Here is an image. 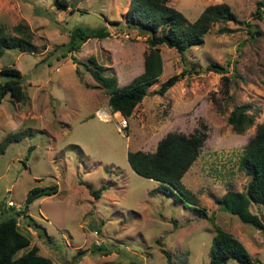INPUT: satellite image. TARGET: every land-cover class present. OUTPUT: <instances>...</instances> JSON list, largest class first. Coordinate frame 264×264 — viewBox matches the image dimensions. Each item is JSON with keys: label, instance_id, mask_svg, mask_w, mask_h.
Here are the masks:
<instances>
[{"label": "rangeland", "instance_id": "rangeland-1", "mask_svg": "<svg viewBox=\"0 0 264 264\" xmlns=\"http://www.w3.org/2000/svg\"><path fill=\"white\" fill-rule=\"evenodd\" d=\"M68 1L73 11L57 8L53 0H0V23L8 31L25 23L35 46V51L8 48L0 55V67L20 71L24 92L21 101L7 94L1 98L0 138L31 130L0 152V219L19 211L43 225L48 241L16 217L29 238L26 248L36 245L53 264H206L213 224L235 236L257 264H264V233L213 201L226 189L243 190L248 176L237 159L255 124L264 122V0H166L188 21L205 5L225 2L236 21L212 24L200 43L181 52L160 44L161 72L130 115H122L126 123L121 129L114 120L93 115L107 95L70 54L79 61L93 56L110 67L104 73H113L121 86L141 71L145 34L125 25L128 0ZM75 26H103L108 34L88 37L77 50L61 55L57 45ZM211 62L226 69V93L220 73L205 67ZM179 72L180 78L162 94L153 92ZM246 101L258 113L249 127L235 133L226 115L234 104ZM167 131L206 133L181 182L210 218L197 217L192 205L172 195L152 192L156 181L136 174L126 162L127 150L152 151ZM69 143L78 144L83 154ZM85 181L102 187L97 197ZM50 183H56L54 194L24 203L32 186ZM248 210L264 220V204L251 202ZM78 249L84 253L76 257ZM160 249L168 252L169 261ZM223 264L236 262L228 258Z\"/></svg>", "mask_w": 264, "mask_h": 264}, {"label": "trees", "instance_id": "trees-1", "mask_svg": "<svg viewBox=\"0 0 264 264\" xmlns=\"http://www.w3.org/2000/svg\"><path fill=\"white\" fill-rule=\"evenodd\" d=\"M57 8L69 6L74 8L68 0H53ZM261 2H258V5ZM258 6H256L257 12ZM124 23L127 27L135 28L137 32L145 34L146 50L142 56V69L130 78L125 84L118 86L113 73H104L110 70L96 62L93 56L85 61H79L70 54L71 61L80 63L96 82V86L106 93V104L112 111L117 110L121 115L128 116L133 106L144 96L147 87L153 83L161 72V56L159 45L165 44L178 52L190 45L202 41L203 34L209 27L219 21H236L235 14L225 2L211 3L203 7L198 15L191 21L176 8L168 5L166 0H128L124 11ZM117 22V21H115ZM226 27L218 31H225ZM108 34L103 26L79 27L75 26L67 33V40L57 45L62 47L61 55L77 50L80 44L88 37H104ZM32 32L23 22L11 26L6 30L0 23V55L5 49L14 48L20 52L35 51L31 43ZM56 46V47H57ZM205 67L220 73L222 91L227 92L228 79L226 69L216 62ZM108 68V69H107ZM77 71V68H74ZM182 72L173 73L162 80L154 89V93L162 94L169 86L180 78ZM20 71L13 66L0 67V100L7 94L12 101H21L24 92ZM258 108L246 101L234 104L226 115V122L235 133L243 132L249 127ZM28 128L18 129L5 133L0 138V152L7 143L19 139L24 134H31ZM205 131L184 133L180 131H167L155 144L152 151L141 149L127 150L125 154L129 167L138 175L156 181L153 191L172 195L179 201L192 205L197 217L210 218L205 209L196 205V198L181 182V176L196 158ZM71 147L77 146L69 145ZM33 146H28L27 150ZM79 151V149H78ZM80 153V151H79ZM238 167L248 176L243 190L226 189L221 195L213 197V201L221 209L236 215L244 223H248L264 233V220L257 214L248 210L253 203L264 204V122L256 123L253 134L247 139L237 159ZM89 193L97 197L102 187L92 188L88 182H82ZM31 199L43 195H51L57 191L56 183L43 186H32L29 190ZM16 217L31 227L36 236L49 240L43 225L25 212L17 211L0 219V264H53L48 256L37 252L36 245L29 244V238L22 233L16 225ZM214 233L211 236L206 264H223L228 258L235 260L236 264H257L255 258L250 257L244 245L231 233L213 224ZM17 254L18 250L24 249ZM160 251L169 261V254L165 249ZM84 250H76L74 256H79Z\"/></svg>", "mask_w": 264, "mask_h": 264}, {"label": "built area", "instance_id": "built-area-1", "mask_svg": "<svg viewBox=\"0 0 264 264\" xmlns=\"http://www.w3.org/2000/svg\"><path fill=\"white\" fill-rule=\"evenodd\" d=\"M95 114L98 118L100 119H103V120H108L110 119V117L112 116L113 118H116L117 119V122H118V128H121L125 125L126 123V120L124 117H122V115H116L115 113H113L112 110H110L108 108V106H105L104 108H98L96 109L95 111ZM8 203H11L10 200H8Z\"/></svg>", "mask_w": 264, "mask_h": 264}, {"label": "crops", "instance_id": "crops-1", "mask_svg": "<svg viewBox=\"0 0 264 264\" xmlns=\"http://www.w3.org/2000/svg\"><path fill=\"white\" fill-rule=\"evenodd\" d=\"M80 47V46H79ZM142 69V68H141ZM117 83V82H116ZM94 86L96 87V88H99V87H97L96 86V83L94 84ZM1 101V100H0ZM105 106H107V104H106V102H105V105H100V106H97V107H95L94 109H93V111H92V113H93V115L97 118V119H99V120H101V121H111V120H114V122H115V125H116V128H118V122H117V119L116 118H113L112 116L110 117V119H108V120H103V119H100V118H98L97 116H96V114H95V110L96 109H98V108H104ZM113 113H115L116 115H120V113L117 111V110H114L113 111ZM130 115V114H129ZM128 115V116H129ZM125 126V125H124ZM123 126V127H124ZM119 129H121V128H119ZM74 145V146H77L78 147V149H79V151H80V153H79V151H78V149L77 148H75V147H71V146H69V145ZM68 146L70 147V148H75L77 151H78V153L79 154H83V152H82V149L80 148V146L78 145V144H75V143H69L68 144ZM155 148V147H154ZM126 153V152H125ZM128 164V163H127ZM132 170V169H131ZM87 182V181H86ZM89 183V182H88ZM90 184V183H89ZM91 185V184H90ZM23 225H25V224H23ZM27 228H28V226L27 225H25ZM19 228V227H18ZM20 230V229H19ZM21 231V230H20ZM22 233H24L23 231H21Z\"/></svg>", "mask_w": 264, "mask_h": 264}, {"label": "water", "instance_id": "water-1", "mask_svg": "<svg viewBox=\"0 0 264 264\" xmlns=\"http://www.w3.org/2000/svg\"><path fill=\"white\" fill-rule=\"evenodd\" d=\"M31 193H29L26 197H25V200H24V203H28L29 199L31 198Z\"/></svg>", "mask_w": 264, "mask_h": 264}]
</instances>
